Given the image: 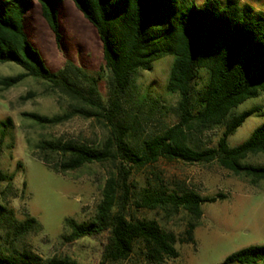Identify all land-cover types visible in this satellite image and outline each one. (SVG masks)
Instances as JSON below:
<instances>
[{
    "label": "trees",
    "instance_id": "obj_1",
    "mask_svg": "<svg viewBox=\"0 0 264 264\" xmlns=\"http://www.w3.org/2000/svg\"><path fill=\"white\" fill-rule=\"evenodd\" d=\"M44 19L62 45L59 7L63 0H38ZM96 29L103 44L104 69L110 73L111 96L105 100L99 79L68 60L58 73H52L33 47L25 30V20L33 0H0V64L14 63L24 69L15 77L1 80L5 89L33 77L49 83L72 101V109L53 117L24 114L42 127L58 126L76 116L104 120L111 129L101 146L76 140H42L33 157L60 175L90 164L112 163L117 174L105 185L103 198L91 222L65 220L69 234L62 240L74 243L108 234L100 264L128 260L141 243L153 264H166L177 258L178 242L174 233L157 221L134 219L129 215L132 202L151 210L185 211L191 221L184 242L194 243V232L203 216V205L227 198L225 194L203 197L190 189L172 190L164 185L144 188L135 195L131 186L134 169L154 165L160 159L207 165L218 163L253 186L264 182V165L245 163L251 156L264 155V124L237 147L229 139L260 109L237 114L247 99L264 93V12L240 0H72ZM174 56L166 89L179 100L176 120L163 131L142 136L137 130L138 116L131 118L125 98L137 87L141 71L153 69L155 61ZM205 69L208 79L201 90L197 81ZM148 97H144L145 105ZM159 102L155 101L154 105ZM153 105V106H154ZM8 119L4 125H9ZM222 128L216 147L200 143L197 135ZM6 139L1 133V143ZM14 175L0 169V181L8 182L2 194L12 195ZM137 198V200H136ZM134 199V201H133ZM42 231L40 222L27 215L24 220L0 202V264H78L67 257L45 259L27 242ZM264 245L242 249L222 264H261Z\"/></svg>",
    "mask_w": 264,
    "mask_h": 264
},
{
    "label": "rangeland",
    "instance_id": "obj_2",
    "mask_svg": "<svg viewBox=\"0 0 264 264\" xmlns=\"http://www.w3.org/2000/svg\"><path fill=\"white\" fill-rule=\"evenodd\" d=\"M240 1L264 12V0ZM33 2L26 16L25 30L47 68L58 74L68 60L74 61L90 76L99 79L100 93L109 100L110 73L104 69L103 44L93 25L72 0H63L58 11L63 37L59 46L56 34L42 15L39 1ZM173 62L174 56L169 55L155 61L152 70L139 72L137 87L125 98V109L131 117L128 121L132 123L133 117L138 116L136 128L142 136L160 133L176 120L174 109L179 98L166 89ZM21 73L24 69L17 64H0V82ZM207 79V70L202 69L197 90L205 86ZM144 97L148 100L142 105ZM155 101L159 104L154 105ZM72 104L71 99L52 89L49 83L33 77L10 89L0 85V169L15 177L12 195L2 194L9 183L0 181V202L13 209L19 220L31 215L40 222L42 231L30 235L27 242L43 258L67 257L78 264H100L108 234L74 243L64 242L62 235L70 233L65 226L66 219L72 218L80 223L94 219L107 180L117 174L116 167L112 163H96L60 175L33 157L32 153L42 140H76L101 146L110 137L111 129L104 120L83 116L47 127L24 116L32 113L48 117L63 115L72 109ZM253 109L262 112L249 117L230 137L231 147L246 142L264 124V93L247 99L236 113ZM8 119L11 123L6 126ZM3 130L6 139L1 143ZM222 132V128H217L197 135V138L207 147H216ZM245 163L264 165V155L251 156ZM133 172L131 186L135 195L141 194L144 188L162 184L172 190L190 189L203 197L227 196L224 200L203 205V216L195 229L194 243L184 242V233L191 221L187 212L151 210L141 207V201L131 203V218L155 220L177 237L179 256L167 258L166 264H222L227 257L242 249L264 245V182L253 186L216 162L202 165L160 159L154 165L136 168ZM146 252L144 245L138 243L128 260L114 264H153Z\"/></svg>",
    "mask_w": 264,
    "mask_h": 264
}]
</instances>
